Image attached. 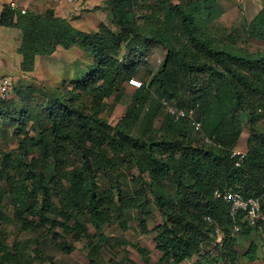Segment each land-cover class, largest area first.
I'll use <instances>...</instances> for the list:
<instances>
[{"label": "trees", "instance_id": "16d2710c", "mask_svg": "<svg viewBox=\"0 0 264 264\" xmlns=\"http://www.w3.org/2000/svg\"><path fill=\"white\" fill-rule=\"evenodd\" d=\"M105 4L112 22L90 31L51 9L15 17L4 8L2 25L22 31L25 77L0 103V264H55L48 241L66 254L82 243L97 264L106 226L127 231L133 212L164 264L256 260L260 245L241 252L238 236L256 231L264 240V220L254 227L244 214L232 217L215 192L258 198L264 214V49L240 45L264 43V7L229 30L216 24L218 0ZM158 47L165 53L152 69ZM72 49L79 57L68 67L44 65ZM137 76L142 87L128 95ZM164 101L195 109L201 130L168 114ZM121 103L125 113L112 123L107 115ZM246 129L238 166L233 153ZM148 208L159 212L153 228ZM137 249L150 264L152 250Z\"/></svg>", "mask_w": 264, "mask_h": 264}, {"label": "rangeland", "instance_id": "374dc122", "mask_svg": "<svg viewBox=\"0 0 264 264\" xmlns=\"http://www.w3.org/2000/svg\"><path fill=\"white\" fill-rule=\"evenodd\" d=\"M219 2H222L223 4V14L220 17L219 20L216 21V24H219L223 27L228 28L229 30L234 29L238 27L242 21L239 18V15H242V10L239 7L238 0H234L231 2V0H220ZM106 11L108 14L107 23H111L113 20L112 13L110 9L106 7ZM243 47H247L251 51H258L264 49V43L254 41L252 43L246 44V43H240ZM160 50H162L161 47ZM79 50L78 49H72L69 51H60L58 52L55 57L48 59L44 61V65H47L50 69L57 72L60 71L64 67H68L70 63H72L78 56ZM158 53H154L153 59L150 61V67L153 69L158 65V60L162 58V54L157 55ZM160 56V58H159ZM44 65L40 66L39 68V74L38 79L43 80V67ZM137 78L140 80V77L137 76ZM37 80V79H34ZM18 82V79L15 81V83ZM134 87L129 86L128 87V95L133 91ZM10 95L13 94L11 91L9 93ZM126 102V98L123 99ZM126 106L124 103L117 104L113 115H107L112 123H116L118 119L125 113ZM157 125H159L157 123ZM249 138L248 130L246 129L243 137L239 144V150H245L246 149V142ZM17 147V142H13L8 146V150L14 149ZM135 186V185H134ZM145 218L148 220V224L150 228H153L155 223L160 220L159 212L155 208H148L147 212L144 214ZM133 221L130 222V228L127 231H122L120 228H117L116 225L106 226L105 232H106V241H103L102 243V260L98 261L97 264H145L144 258L140 255V252L138 251L137 247H146L150 250H153L151 246L153 245V234L147 235L144 234L139 227L138 224V215L136 212H133L132 214ZM12 239V237H10ZM123 242L120 243L119 242ZM255 241L258 245H262L264 247V240L260 234H258L256 231H252V233L248 235L238 236V249L241 252H244L246 248L249 246L251 242ZM47 244L46 247V254L49 256H52L55 259V264H89L88 259L85 257L83 244L78 243L76 245L77 250L74 251L72 254H66L59 250L55 244L50 241ZM105 242V243H104ZM260 249H257V251ZM264 256V253H263ZM151 258V257H150ZM128 259V260H125ZM204 262L207 263V259H203Z\"/></svg>", "mask_w": 264, "mask_h": 264}, {"label": "crops", "instance_id": "0c3cea01", "mask_svg": "<svg viewBox=\"0 0 264 264\" xmlns=\"http://www.w3.org/2000/svg\"><path fill=\"white\" fill-rule=\"evenodd\" d=\"M13 0H0V77H8L12 84L20 77H25L22 73L21 64L23 61L22 55L19 54L18 48L22 31L13 26L2 25V14L4 8L9 6ZM18 3L19 9L26 12L44 13L48 9L67 20L75 27L83 31L96 30L101 23H107L108 14L106 11V0H84L83 2H70L68 0H15ZM218 3L224 9L222 2ZM234 0H231L233 2ZM242 15L239 18L242 22H252L254 18L264 7V0H238ZM13 10V9H12ZM16 12V11H15ZM16 17V16H15ZM164 55L165 51L156 48L154 53ZM160 57V56H159ZM163 57V56H162ZM11 92V91H10ZM9 96H12L9 94ZM154 243L151 246L153 249ZM264 247L260 245L257 251V259H243L242 264H264ZM150 264H164L161 261L162 253L152 250L150 255ZM203 259L197 257L195 259H187L181 264H205ZM207 264V263H206ZM209 264V262H208Z\"/></svg>", "mask_w": 264, "mask_h": 264}, {"label": "built area", "instance_id": "2783aa9c", "mask_svg": "<svg viewBox=\"0 0 264 264\" xmlns=\"http://www.w3.org/2000/svg\"><path fill=\"white\" fill-rule=\"evenodd\" d=\"M70 2H83L84 0H68ZM9 7L15 12V16L18 14H25V10L19 9L18 3L13 0L10 2ZM130 85L135 88L142 87V81L137 78H131L129 81ZM13 84L10 78L0 77V103L9 97V93L12 90ZM165 109L168 114L174 117L176 120L190 119L196 130H201L202 124L195 118V109H183L181 107L170 104L168 101L163 102ZM233 156L237 158V165L239 166L245 156V153L239 149H236ZM215 196L223 198L230 205V214L232 217H237L239 214H244V219L251 225L257 226L264 220V214L261 207V201L258 198H245L239 191L227 188L224 190H217ZM206 220L213 223L211 217L207 216ZM239 231V227L235 228V232ZM217 232H219L217 230ZM223 239L222 234H218L217 241L221 242Z\"/></svg>", "mask_w": 264, "mask_h": 264}]
</instances>
